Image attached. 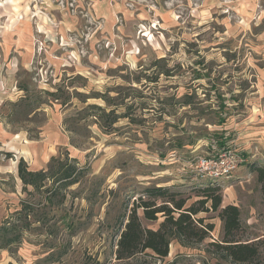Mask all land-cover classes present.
Wrapping results in <instances>:
<instances>
[{
  "label": "rangeland",
  "instance_id": "1",
  "mask_svg": "<svg viewBox=\"0 0 264 264\" xmlns=\"http://www.w3.org/2000/svg\"><path fill=\"white\" fill-rule=\"evenodd\" d=\"M88 105L107 116L80 122L83 136L70 132L76 118L67 119ZM114 109L130 118L109 130ZM222 131L247 163L231 179H202L198 159L212 155ZM59 157L85 170L80 183L40 211L46 225L17 252L0 250V264H47L49 256L110 264L116 230L147 187H173L190 204L220 187L223 208H240L246 237L264 235V199L250 172L264 166V0H0V225L22 201L44 198L24 192L20 160L39 172ZM199 218L215 225L211 237L190 247L174 241L157 264H229L207 247L222 239L218 214Z\"/></svg>",
  "mask_w": 264,
  "mask_h": 264
},
{
  "label": "trees",
  "instance_id": "2",
  "mask_svg": "<svg viewBox=\"0 0 264 264\" xmlns=\"http://www.w3.org/2000/svg\"><path fill=\"white\" fill-rule=\"evenodd\" d=\"M200 78L202 77L200 76ZM59 92L58 89L57 93L51 95L56 102L60 101ZM78 95L80 96L79 93ZM187 97L189 101H185L183 106L193 104L191 102L192 95H187ZM83 102L87 103V101ZM67 104L68 102L65 101L62 105ZM226 108L227 106L222 101L220 110L223 112ZM106 116V111L102 107L88 105L67 119L68 121L71 118H76L72 120L73 123L68 126V130L83 136L84 130L80 129V122L88 118H95L94 124H98V121L104 120ZM109 116L114 117V121L109 125V130L121 118H130L128 113L122 116L117 115L115 109L110 112ZM224 123L225 121L220 118L217 124L221 126ZM88 138L92 137L88 136ZM212 140L218 144L220 142L216 136H212ZM175 141L182 148V140L176 139ZM175 151L172 150V152ZM161 158L166 159L165 155H161ZM84 171L77 167L76 160L68 157L65 159L62 157L52 158L47 169L39 172L30 171L27 163L21 159L18 165V176L23 183L24 192H28L31 187L35 192H45L43 193L44 198L40 204L22 201L19 210L4 218L0 225V250L17 252L28 232L39 229L40 227H35L38 224L46 225L47 215H41L40 211L52 207L53 200L57 195L63 194V191L79 184ZM250 172L256 174L264 199V166L252 165ZM28 194L31 195V193ZM200 195L198 197L202 198L201 200L190 204L192 198L176 191L173 187H147L144 189L143 196L133 204L126 219L124 218L120 224L118 223L113 253L114 260L110 264L114 261V264H157V260H163L169 256L174 241L183 247L205 243L214 232L215 225L206 223L207 220L199 218V216L211 212L218 214L223 233L220 241L209 243L207 247L219 258V262L220 259H225L229 264H264V235L246 237L245 231L249 227L242 223L240 208L234 205L223 208L220 187L210 186L200 191ZM66 196H62L63 203L66 201ZM140 211L143 212V217H140ZM142 219L157 224V228H145ZM63 223L72 231L73 235L78 233L79 230L74 221L63 218ZM46 262L55 264L59 261L54 260L53 256H49ZM93 264L105 263L97 261Z\"/></svg>",
  "mask_w": 264,
  "mask_h": 264
},
{
  "label": "built area",
  "instance_id": "3",
  "mask_svg": "<svg viewBox=\"0 0 264 264\" xmlns=\"http://www.w3.org/2000/svg\"><path fill=\"white\" fill-rule=\"evenodd\" d=\"M211 146L216 153L198 159L196 167L198 177L213 182L231 179L233 173L245 162L243 154L232 148L219 150L218 143L214 140ZM170 157L171 160H180V155L176 152H173Z\"/></svg>",
  "mask_w": 264,
  "mask_h": 264
},
{
  "label": "crops",
  "instance_id": "4",
  "mask_svg": "<svg viewBox=\"0 0 264 264\" xmlns=\"http://www.w3.org/2000/svg\"><path fill=\"white\" fill-rule=\"evenodd\" d=\"M229 135V132L228 131H222V133L221 134H218L217 135V137H218V141H220L219 142V144H218V148H219V150L220 149H222V148H234V149H236L235 148V146L233 145V143L235 142L234 140H232L231 138V134H230V136H228ZM211 142V141H210ZM216 153V151H214V150H212V154H215ZM243 154V153H242ZM243 156L245 157V155L243 154ZM245 163H247V159L245 158V162L241 165V167L242 166H244V164Z\"/></svg>",
  "mask_w": 264,
  "mask_h": 264
}]
</instances>
